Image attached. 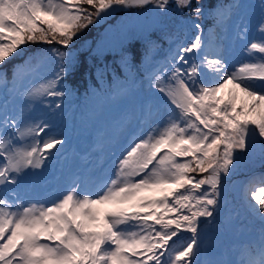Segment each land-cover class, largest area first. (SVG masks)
<instances>
[{
    "label": "snow or ice",
    "instance_id": "1",
    "mask_svg": "<svg viewBox=\"0 0 264 264\" xmlns=\"http://www.w3.org/2000/svg\"><path fill=\"white\" fill-rule=\"evenodd\" d=\"M117 8L151 9L169 41L162 63L150 38L142 53L120 51L126 64L147 59L144 78L157 94L149 107H163L167 119L134 137L98 188L74 181L54 201L25 202L22 180L66 139L47 120L22 125L0 114V264H198L201 229L218 214L237 154L256 144L264 150V0L254 25L258 39H248L241 26L250 59L235 67L218 38L204 34L199 21L215 9L202 0H0V93L22 102L53 98L49 107L59 109L78 64L73 41ZM216 18L224 19L223 8ZM189 26L191 38L184 35ZM30 44L49 47L37 54ZM50 65V77L26 86ZM7 104L5 98L0 106ZM245 200L259 221V239L229 264H264V177L249 181ZM181 232L191 235L178 243Z\"/></svg>",
    "mask_w": 264,
    "mask_h": 264
},
{
    "label": "rangeland",
    "instance_id": "2",
    "mask_svg": "<svg viewBox=\"0 0 264 264\" xmlns=\"http://www.w3.org/2000/svg\"><path fill=\"white\" fill-rule=\"evenodd\" d=\"M228 1L230 0H202V4L206 8V10L208 8H214L215 11H206L205 16L202 17L199 22L203 27L205 35L209 34L210 31V37L216 36L213 28H218V26L219 36L221 37V39L225 38L227 33L228 37H230L234 31V37L232 40H230V49L225 50L229 45L228 40L225 43L224 41L220 42L219 40L218 42L223 52L225 50L224 54L227 56L229 64L235 67L247 62L250 59V57L244 52L245 46L242 49L240 46L245 45L247 42L245 40L239 39L238 33L242 31V25L247 26L250 30V27L254 26L256 19L259 20L260 0H258V4L254 5H251V2H253L254 0H237L235 2V5H239V7H236V10H231L230 12L231 15L235 13L233 14V17L223 25L221 23L220 25H218V21L214 19L216 17V12H219L221 8H223L225 18V14L228 11ZM121 9L123 10V14L119 20V23L117 24V27H121L124 33L123 37L119 41V44L112 51L104 50L98 45L96 47H93L90 42H84L83 39H88L96 35L91 32L82 34L81 38L77 40L82 44V47L80 48V51H82V53L79 52V49L76 50L74 48L72 50L74 56L78 58V64L76 65L74 70L70 71L66 78L67 84L72 88L80 87L83 89L84 83L87 81V77H89L92 73L95 75L101 74V69H99V67L104 66L106 63L112 60L115 57L114 54H116L122 47H125L130 41H143L147 37L153 35H157L155 38L160 37V34L156 30L155 24L157 17L151 9ZM238 10H240L241 13L244 14L243 18L241 16H239V18L237 17ZM250 12L252 14H249ZM253 16L255 17V20ZM187 18L188 13H185L184 19ZM210 18L213 20L209 22ZM207 26H210L211 28ZM189 29H191L190 26ZM189 29L187 31H189ZM187 31L185 33H187ZM192 34L193 33L191 32L188 35V38H191ZM258 37L259 34L255 29L251 34L250 31L248 32V39H258ZM94 41L95 39L93 40V42ZM27 47L30 51H35L38 54V51L40 49H47L49 46L44 44H30ZM56 47L59 46L56 45ZM112 55L114 56L110 57ZM52 68H54V65H50L48 68L39 71L37 73L38 76L35 78L36 81L33 84H39L46 77H50ZM126 76L128 77V74H126ZM141 81L143 84L134 85L132 81L126 79V84L124 85L125 89L119 93V99L115 100L108 109V112L112 113V119L120 123V127L122 130L118 139L116 141L109 142L108 144H106L104 141V144H102L104 147L98 146L96 148H93V150H95V152L99 155L97 158V162L99 160L97 167H103L101 172L103 173L102 175L106 177V180L114 175L116 162L122 151L124 150L123 147L119 146L122 139L124 138L122 136L127 132H130V129L133 125L135 128L139 127L136 132L137 134H135V136L131 135V138H129V140L127 139L128 144L134 137H140L141 135L146 134L151 127H155L156 124L161 123L162 121H165L167 119L166 109H164L163 107L157 109L154 103L151 107H149V101H154V97L157 94L154 93V90L150 89L147 80L143 78ZM120 87L121 84L118 85V88L116 90H118ZM138 92H141L147 99V107H149L147 112L142 117L130 118V121L122 120L127 117V114H130L131 105L134 104V95ZM72 95L73 93H71L69 96L71 103L77 97H72ZM114 98L115 95L110 94V92H108L107 90H102V93L98 97V100L101 104H106ZM34 103L39 104V100H36ZM55 103V99L52 98L51 103H46V106H49L50 104L54 105ZM74 105L75 104L71 105V107H74ZM20 109L21 113L18 117L20 118V122L22 125L31 123L30 119L28 118V115L31 112L39 111V107H33L32 102L26 103ZM51 109L55 110L54 107H50V110ZM58 115L59 114H56L55 117H57ZM39 120H41V118H37L36 123ZM105 130L109 133L112 132L109 123H106ZM79 147H81V144H79ZM255 148H257L263 156V158L256 161H260L262 164H264V150H262L259 144H256L246 153H239V156L242 159H247V157L255 150ZM248 166L249 164H245L244 167L247 169ZM240 179L241 178H237V180ZM251 180H256V178L248 179L244 186V179H242L240 183L233 182L227 186L224 185V195L222 198L229 201L231 204L229 206L220 207V209H218V214L215 216L214 220L209 221L205 226H203L200 233V241H203V245L205 246L206 250V252L202 255V258L205 259V264H229V262L237 260L241 256V251L244 244L252 240L250 227L255 223V218L249 214L246 207L239 205V203H243L245 199V190L246 187L249 186V181ZM74 181L82 182V187L88 191L98 188V185H94V183L90 181L85 185L86 181L74 179L73 181H69L66 186H61L59 191H66ZM232 190L234 191L236 197H233V195L231 194ZM29 201L38 200H25V202ZM197 258H199V256Z\"/></svg>",
    "mask_w": 264,
    "mask_h": 264
},
{
    "label": "trees",
    "instance_id": "3",
    "mask_svg": "<svg viewBox=\"0 0 264 264\" xmlns=\"http://www.w3.org/2000/svg\"><path fill=\"white\" fill-rule=\"evenodd\" d=\"M233 1V0H232ZM229 8V7H228ZM231 10V9H230ZM229 16H231L230 11L228 10L226 12ZM228 21V18H224L222 21H220V23L223 25L224 23H226ZM18 61H13L12 64H16ZM12 65H9V68L11 69ZM10 76H11V72H10ZM9 88L12 87L11 83L8 85ZM3 94V93H2ZM6 95H8V93H5ZM0 102H3V100L0 98ZM10 107H12V105H10ZM13 108V107H12ZM0 112H1V108H0Z\"/></svg>",
    "mask_w": 264,
    "mask_h": 264
}]
</instances>
